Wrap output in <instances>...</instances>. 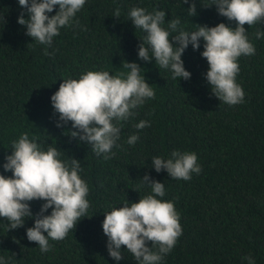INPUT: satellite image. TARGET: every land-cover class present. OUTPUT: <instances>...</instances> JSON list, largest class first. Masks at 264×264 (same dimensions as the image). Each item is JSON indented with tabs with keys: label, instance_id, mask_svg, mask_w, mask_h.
<instances>
[{
	"label": "trees",
	"instance_id": "16d2710c",
	"mask_svg": "<svg viewBox=\"0 0 264 264\" xmlns=\"http://www.w3.org/2000/svg\"><path fill=\"white\" fill-rule=\"evenodd\" d=\"M191 3L86 0L74 17L79 24L61 28L47 46L34 42L26 35V26L18 23L21 12L28 18L18 0H0V174L12 176L3 168L5 158L12 153V142L27 132L44 150L49 144L57 147L61 160L80 161L83 170L79 175L88 184L90 204L86 216L65 239H49L48 252H41L38 243L27 238L34 218H25L24 226L9 230L10 222L0 217V257L7 264H137L126 246L121 249L124 259L116 261L110 256L102 225L105 213L113 207L139 202L150 194L141 180L146 174L165 184L164 197L157 198L174 202L183 230L160 264H248L243 257L249 254L255 264H264V38H255L258 30L264 32V21L245 25L256 52L238 60L236 82L245 98L230 106L212 93L206 79L209 64L201 55L203 38L199 50L190 44L182 55L191 73L188 80H174L171 71L159 68L155 58L146 62L138 56L146 34L130 20L133 7L147 12L164 10L166 29L168 21L177 18L189 32L198 30L197 24L236 26L235 21L219 15L215 6L201 7L212 0H196L198 14L190 17ZM117 8L120 18L113 16ZM57 11L58 5L49 15ZM176 34L170 33V39ZM126 61L141 66L155 98L118 124L120 139L106 160L103 154L92 152L89 144L70 136L69 131H78L71 121L57 127L59 114L51 97L63 79H79L89 70L127 73L122 66ZM141 120L150 121L151 126L137 129L135 124ZM133 134L139 140L129 145ZM173 151L195 152L200 174L192 173V179L185 181L173 179L166 170L156 172L152 158L167 159ZM45 202H29L34 216Z\"/></svg>",
	"mask_w": 264,
	"mask_h": 264
},
{
	"label": "clouds",
	"instance_id": "9594fccd",
	"mask_svg": "<svg viewBox=\"0 0 264 264\" xmlns=\"http://www.w3.org/2000/svg\"><path fill=\"white\" fill-rule=\"evenodd\" d=\"M18 2L28 13L27 19L24 12L18 18V23L26 26V35L36 43L51 46L61 28L79 24L74 17L86 0ZM183 3L188 4L189 0H183ZM57 5L59 11L49 15ZM212 6L217 8L219 15L235 21L236 26L223 22L214 27L197 24L198 30L189 32L181 27L179 18L168 21L167 29L163 27L164 10L147 12L142 7H133L128 15L136 29L146 34L138 46L139 58L146 62L155 58L159 68L171 71L174 80L191 78L182 55L190 44L194 50H199L203 38L205 43L201 55L209 64L206 79L212 93L221 102L234 106L243 103L245 98L242 86L236 82L240 71L238 60L256 52L245 25L264 21V0H212V4L201 5ZM187 11L190 17L198 14L196 0H192ZM113 16L121 17L120 8ZM170 33L177 34L170 39ZM255 38H264V32L258 30ZM48 54L46 48L45 55ZM122 66L129 71L113 75L108 71L89 70L79 79H63L51 97L53 108L59 114L57 127H64L71 121L72 128L78 131H69L70 136L86 142L92 152L97 156L103 154L106 160L111 158L109 153L120 139L121 127L118 124L134 117L135 110L146 100L155 98V91L141 75L142 68L138 63L126 61ZM150 126L148 120L135 124L141 130ZM138 140L139 135L133 134L127 143L135 145ZM11 149L3 168L12 172V176L0 174V217L10 222L9 230L24 226L25 218H34V226L27 228V238L37 242L41 252H48L51 250L49 239H65L90 207L88 184L79 175L83 169L78 159L61 160V152L51 144L44 150L35 137L29 139L27 132L12 142ZM197 161L195 152L173 151L167 159L154 156L152 167L158 173L166 170L173 179L189 181L192 173L200 174L202 171ZM141 180L151 189L150 194L140 198L139 202L128 201L123 207H113L105 213L102 227L108 237V252L116 261L124 259L121 249L126 246L137 264H160L182 235L180 214L174 202L157 198L165 195L164 183L147 174ZM33 200L46 201L35 216L29 203ZM49 209H52L51 214L45 215ZM148 242H151V247ZM243 259L248 264H255L251 254ZM0 264H7V261L0 257Z\"/></svg>",
	"mask_w": 264,
	"mask_h": 264
}]
</instances>
